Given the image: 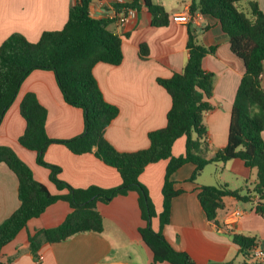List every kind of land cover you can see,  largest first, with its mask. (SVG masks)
I'll return each mask as SVG.
<instances>
[{
    "label": "crops",
    "instance_id": "1",
    "mask_svg": "<svg viewBox=\"0 0 264 264\" xmlns=\"http://www.w3.org/2000/svg\"><path fill=\"white\" fill-rule=\"evenodd\" d=\"M73 0H0V44L12 34H21L28 42H36L45 31L63 28ZM127 2L130 0H122ZM161 4L169 14L165 27L151 26V15L145 8L127 23L119 25L112 19L119 2L116 0H91L89 15L96 20L110 19L107 28L116 33L121 41L122 60L117 65L97 63L92 68L95 82L104 100L114 105L117 116L104 129V137L120 152L141 150L148 146L147 133L162 129L171 100L157 83V78L167 79L174 72H181L188 59L186 42L192 32L196 41L207 47L216 46L214 55L205 56L201 66L212 74V108L203 113L205 133L201 139L203 158H209L222 149L227 140L229 116L236 89L239 86L243 63L229 49L228 37L217 21L209 16L196 14V22L177 23L176 14L189 9L190 0H152ZM264 14V0H254ZM244 8L246 2L244 1ZM147 48V56L139 57V45ZM264 90V62L260 76ZM33 93L47 111L46 134L54 140L71 139L83 132L84 117L80 108L65 103L49 70L37 69L23 79L18 94L6 110L0 122V145L12 149L31 170L33 177L43 183L51 194H64L49 180V170L39 164L34 151L26 150L18 141L25 121L19 113L23 96ZM185 152V138H177L172 145L173 156ZM45 163L58 166V178L73 188L96 186L114 188L120 184L117 171L92 154L76 155L60 143L50 144L43 152ZM220 163V162H219ZM210 163L188 181L194 170L185 164L172 174L175 187L183 193L173 197L170 219L162 228L168 243L176 251L185 252L197 264H256L249 255L244 257L232 235H245L255 239V246L264 250V216L255 211L256 196L249 202L236 201L233 197L222 199L217 210V223L208 222L198 201L199 186H227L241 193L252 190L256 184L255 168H247L238 159L226 163ZM167 160L148 164L138 180L149 193L157 216L162 211V182ZM251 187L248 188L247 185ZM16 176L0 164V224L19 205ZM234 209L243 211L242 217L233 224H226L227 214ZM96 210L102 215L101 232H81L55 243L40 242L33 254L27 237L40 229L58 226L72 209L65 200H57L44 213L30 219L26 227L5 245L1 251L2 264H152L151 251L144 245L138 229L144 226L137 205V193L119 195L108 202H97ZM151 227L159 230L158 217L151 219ZM41 255L42 260L37 261ZM158 264H170L162 262Z\"/></svg>",
    "mask_w": 264,
    "mask_h": 264
},
{
    "label": "trees",
    "instance_id": "2",
    "mask_svg": "<svg viewBox=\"0 0 264 264\" xmlns=\"http://www.w3.org/2000/svg\"><path fill=\"white\" fill-rule=\"evenodd\" d=\"M243 1L246 2L245 8L239 5ZM90 2L73 0L63 28L43 32L36 42H28L16 33L0 44V122L15 100L23 79L37 69L54 74L65 103L80 108L84 117L80 135L69 140H54L46 134L47 111L36 96L28 93L20 100L19 113L24 118L25 127L18 138L19 143L24 149L36 153L37 162L49 170V180L58 190L66 189L67 192L51 194L12 149L0 145V164L6 165L16 176L19 200L16 210L0 224V257L3 247L26 227L27 222L44 213L57 200H65L72 211L58 226L40 229L27 237L33 254L37 253L40 242L55 243L81 232H101L102 215L96 210V203H105L134 191L144 221L138 233L151 251L152 264H197L185 252L176 251L162 233L170 219L172 198L183 193L175 187L171 176L185 164L194 166L188 178L190 182L210 163L238 159L245 167L256 169V184L245 193L230 190L224 185L198 187L197 199L208 222L218 226L217 210L223 205L222 199L228 196L246 203L256 196L255 211L264 216V90L260 82L264 62V14L254 0H190V14L198 13L217 21L229 39L230 52L243 63V74L230 110L226 144L211 157L203 158L199 154L206 131L203 113L212 108L209 102L212 74L207 73L201 63L206 55H214L216 46L207 47L197 42L192 32L188 33V59L181 72H174L167 79L157 78V83L171 100L165 126L147 133L146 148L117 151L104 137V129L115 119L118 110L104 100L92 68L97 63L118 65L123 58L121 41L107 28L110 19L96 20L89 15ZM140 8L150 13L151 26L165 27L169 24V14L161 4L152 0H130L117 7L119 10ZM146 56V46L139 45V57L144 59ZM179 137L185 138V152L181 156H173L172 145ZM53 143L65 145L76 155L90 153L112 166L117 171L120 184L114 188L69 186L58 178L60 168L45 163L43 159L45 148ZM161 160H167V165L161 188L162 211L157 216L149 193L138 177L148 164ZM154 217H158V231L151 227ZM232 241L244 257L256 245L254 238L245 235H232Z\"/></svg>",
    "mask_w": 264,
    "mask_h": 264
},
{
    "label": "built area",
    "instance_id": "3",
    "mask_svg": "<svg viewBox=\"0 0 264 264\" xmlns=\"http://www.w3.org/2000/svg\"><path fill=\"white\" fill-rule=\"evenodd\" d=\"M117 2H119V4H122L123 1L122 0H116ZM136 14V10L134 9H122L120 12L116 11L113 16L112 19L117 21L119 25H123L125 23H127V21L133 17ZM196 18L197 16L194 15L192 16L189 12V9L187 12L185 13H180V14H176L172 17V20L174 22L177 23H186L188 24L189 22H196ZM264 202V201H263ZM243 215V211L240 209H234L232 212H230L229 214H227V217L225 218V223L226 224H233L234 222H237ZM251 256L254 259V261L257 262H262L264 263V250L254 246L251 249ZM43 257L41 255L37 256V261L42 260Z\"/></svg>",
    "mask_w": 264,
    "mask_h": 264
},
{
    "label": "rangeland",
    "instance_id": "4",
    "mask_svg": "<svg viewBox=\"0 0 264 264\" xmlns=\"http://www.w3.org/2000/svg\"><path fill=\"white\" fill-rule=\"evenodd\" d=\"M239 5H240V7H243V8H244V6H245V5H244V1H243V2H241ZM218 165H219L218 167H221V165H222V164H221V163H218ZM240 187H241V188H240V189H241V190H240V191H241V193H245V185H244V184H241V186H240ZM247 187H248V188H250V187H251V185H250V184H248V185H247Z\"/></svg>",
    "mask_w": 264,
    "mask_h": 264
}]
</instances>
